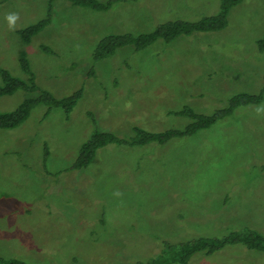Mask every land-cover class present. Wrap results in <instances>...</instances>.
Wrapping results in <instances>:
<instances>
[{
	"label": "rangeland",
	"instance_id": "374dc122",
	"mask_svg": "<svg viewBox=\"0 0 264 264\" xmlns=\"http://www.w3.org/2000/svg\"><path fill=\"white\" fill-rule=\"evenodd\" d=\"M49 2L50 23L25 44L16 31L45 19ZM71 5L0 0V68L26 80L18 62L25 52L40 91L56 99L82 91L68 114L38 104L15 129H0V257L134 264L158 256L163 241L249 228L264 236V115L255 113L257 105L164 145H106L86 168L72 169L96 130L128 139L133 127L182 129L188 118L170 112L189 106L210 114L235 94L259 92L264 0L231 8L220 31L159 39L141 51L126 46L96 63L92 51L104 36L195 22L216 14L219 0H115L105 11ZM13 12L19 19L10 30L6 15ZM34 96L22 90L2 96L0 112ZM188 264H264V256L236 244L198 253Z\"/></svg>",
	"mask_w": 264,
	"mask_h": 264
},
{
	"label": "trees",
	"instance_id": "16d2710c",
	"mask_svg": "<svg viewBox=\"0 0 264 264\" xmlns=\"http://www.w3.org/2000/svg\"><path fill=\"white\" fill-rule=\"evenodd\" d=\"M73 7H81L93 11H105L115 2L105 3L97 0H68ZM243 0H219V11L212 16L200 18L195 22L184 20L168 21L158 25L154 30L148 33L140 34H109L101 38L92 51L93 62L96 63L115 54L123 47H132L134 51H141L157 40L161 39L165 43H170L179 36H189L193 33L215 32L224 29L227 25L228 11ZM51 2L48 6V16L30 25L27 28L16 31L20 39L28 44L32 37L40 33L50 23ZM260 51L264 50V35L258 41ZM41 49L50 52L44 46ZM19 66L26 76V80L12 76L7 70L0 68V97L11 96L16 91L22 90L27 94H35L34 97H27L13 111L0 112V129H15L28 118L31 110L38 104H45L49 108H62L68 114L76 105L81 97L82 91H77L64 99H56L45 91H40L34 83L33 74L30 70L25 52H21ZM93 67H90L88 76L93 75ZM264 80V78H263ZM264 99V81L259 92L255 94L238 93L233 95L227 104L210 114L197 113L189 106H184L176 113L170 112L175 116L186 117L189 122L182 129H168L162 132H150L139 127H133V135L128 138H119L116 135L103 131H94L90 138L84 142L78 151L75 163L72 169L80 170L86 168L94 159L98 149L109 145H123L128 147L145 146L150 143L164 145L168 141L177 138L192 136L199 131L207 130L229 116H231L239 107L258 105ZM241 244L249 250H255L264 256V236L249 229L234 231L221 238L200 236L196 239L173 244L163 241L160 244V253L155 258L146 261H135L134 264H188L190 259L200 253L210 256L226 246ZM0 264H27L19 259H4L0 257Z\"/></svg>",
	"mask_w": 264,
	"mask_h": 264
},
{
	"label": "clouds",
	"instance_id": "9594fccd",
	"mask_svg": "<svg viewBox=\"0 0 264 264\" xmlns=\"http://www.w3.org/2000/svg\"><path fill=\"white\" fill-rule=\"evenodd\" d=\"M18 19H19L18 13L13 12V13H8L6 15V20L8 22L10 30H15L16 22L18 21ZM254 110L258 116L264 115V105H257ZM114 195H120V193L117 192L114 193Z\"/></svg>",
	"mask_w": 264,
	"mask_h": 264
}]
</instances>
